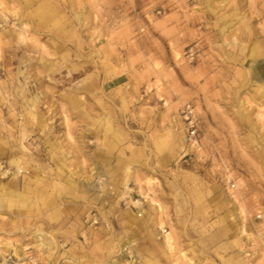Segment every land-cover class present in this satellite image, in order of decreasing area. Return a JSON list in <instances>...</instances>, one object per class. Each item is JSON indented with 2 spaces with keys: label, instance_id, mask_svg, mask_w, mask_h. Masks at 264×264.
I'll list each match as a JSON object with an SVG mask.
<instances>
[{
  "label": "rangeland",
  "instance_id": "1",
  "mask_svg": "<svg viewBox=\"0 0 264 264\" xmlns=\"http://www.w3.org/2000/svg\"><path fill=\"white\" fill-rule=\"evenodd\" d=\"M0 264H264V0H0Z\"/></svg>",
  "mask_w": 264,
  "mask_h": 264
},
{
  "label": "built area",
  "instance_id": "2",
  "mask_svg": "<svg viewBox=\"0 0 264 264\" xmlns=\"http://www.w3.org/2000/svg\"><path fill=\"white\" fill-rule=\"evenodd\" d=\"M190 56L194 58V52L191 50ZM181 118L187 124V135L191 143L196 144L199 138L198 133V119L196 116L194 105L191 103L185 104L181 109Z\"/></svg>",
  "mask_w": 264,
  "mask_h": 264
},
{
  "label": "bare ground",
  "instance_id": "3",
  "mask_svg": "<svg viewBox=\"0 0 264 264\" xmlns=\"http://www.w3.org/2000/svg\"><path fill=\"white\" fill-rule=\"evenodd\" d=\"M123 185H125V188L128 189V187H129V186H128V180H126L125 183H124ZM126 189H125V191H126ZM128 191H130V190H128ZM123 196H124V195H123Z\"/></svg>",
  "mask_w": 264,
  "mask_h": 264
}]
</instances>
